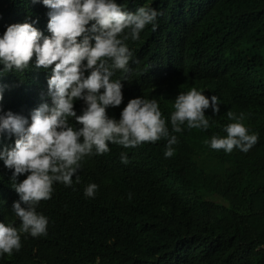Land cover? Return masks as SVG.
Segmentation results:
<instances>
[{"label": "trees", "instance_id": "obj_1", "mask_svg": "<svg viewBox=\"0 0 264 264\" xmlns=\"http://www.w3.org/2000/svg\"><path fill=\"white\" fill-rule=\"evenodd\" d=\"M118 2L129 11L148 5L160 13L155 29L148 25L140 39L126 41L133 57L122 87L135 97L157 99L170 131L172 104L181 91L196 87L209 98L215 94L220 112L205 109L207 130L185 126L174 133L171 157L164 155L165 139L135 148L115 144L112 164L122 152L129 162L109 182L101 180L99 212L80 215L55 255L20 264H264V0ZM48 12L42 0H0V34L28 20L50 35ZM121 76L117 70L113 79ZM0 85L4 111L30 118L42 103H52L31 68L0 73ZM228 111L243 112L258 134L247 152L204 143L226 135ZM14 143L7 132L0 135V150ZM13 172L0 160V221L18 226ZM66 204L57 201L58 207Z\"/></svg>", "mask_w": 264, "mask_h": 264}, {"label": "clouds", "instance_id": "obj_2", "mask_svg": "<svg viewBox=\"0 0 264 264\" xmlns=\"http://www.w3.org/2000/svg\"><path fill=\"white\" fill-rule=\"evenodd\" d=\"M42 3L49 11L45 24L50 35L28 20L10 24L0 34V73L31 68L39 88L52 98L30 118L4 111L0 104V135L7 132L15 140L14 146L0 150V160L14 169L12 186L19 194L12 205L19 225L0 221V260L10 264L55 255L69 241L80 215L99 212L101 180L109 182L129 162L122 152L121 160L112 164L115 144L135 148L165 139L164 155L171 157L178 142L174 133L185 126L207 130L205 109L220 112L215 94L209 98L196 87L181 91L172 104L170 131L157 99L135 97L126 84L122 87L133 57L126 41L140 39L148 25L155 29L160 15L155 8L144 5L133 12L118 0ZM117 70L122 76L113 79ZM227 116L226 135H213L204 143L225 152L234 147L247 152L258 134L247 127L243 112L228 111ZM24 173L26 178L16 182ZM61 200L66 207L57 206ZM52 207L56 211L48 212Z\"/></svg>", "mask_w": 264, "mask_h": 264}]
</instances>
